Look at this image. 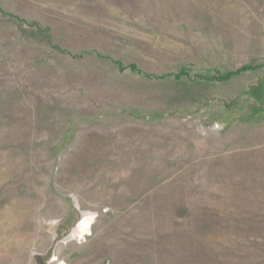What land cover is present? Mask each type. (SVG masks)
Returning <instances> with one entry per match:
<instances>
[{
    "label": "rangeland",
    "instance_id": "rangeland-1",
    "mask_svg": "<svg viewBox=\"0 0 264 264\" xmlns=\"http://www.w3.org/2000/svg\"><path fill=\"white\" fill-rule=\"evenodd\" d=\"M0 264H264V0H0Z\"/></svg>",
    "mask_w": 264,
    "mask_h": 264
},
{
    "label": "trees",
    "instance_id": "trees-1",
    "mask_svg": "<svg viewBox=\"0 0 264 264\" xmlns=\"http://www.w3.org/2000/svg\"><path fill=\"white\" fill-rule=\"evenodd\" d=\"M131 68H132L133 70H135V68H134L133 66H131Z\"/></svg>",
    "mask_w": 264,
    "mask_h": 264
}]
</instances>
